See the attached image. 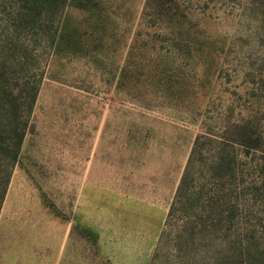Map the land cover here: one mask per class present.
Masks as SVG:
<instances>
[{
  "label": "rangeland",
  "instance_id": "1",
  "mask_svg": "<svg viewBox=\"0 0 264 264\" xmlns=\"http://www.w3.org/2000/svg\"><path fill=\"white\" fill-rule=\"evenodd\" d=\"M81 3L38 4L36 26L14 32L17 1L0 0V53L17 35L23 93L38 79L0 264H264V0ZM236 125L261 145L233 142ZM200 134L234 146V203L191 219L192 239L177 231L189 211L166 215Z\"/></svg>",
  "mask_w": 264,
  "mask_h": 264
},
{
  "label": "trees",
  "instance_id": "2",
  "mask_svg": "<svg viewBox=\"0 0 264 264\" xmlns=\"http://www.w3.org/2000/svg\"><path fill=\"white\" fill-rule=\"evenodd\" d=\"M17 21L14 32L20 27H34L37 22L38 4L39 15H49V12L56 10L60 12L65 5L73 7H84L81 0H16ZM41 11V13H40ZM7 39L6 48L0 53V207L7 192V186L11 176L12 168L18 163V157L27 130L28 119L32 113L37 94L38 79L31 87V92L23 93L22 84L25 81L19 76L28 65L27 52L20 47L18 36L11 34ZM52 42V39H50ZM19 50H18V49ZM235 134L238 139L235 143L246 147L258 148L261 145L260 135ZM247 127V126H244ZM240 134V135H239ZM243 138H248L243 139ZM213 145V148H211ZM207 151V152H206ZM204 152H206L204 154ZM234 146L226 141L217 139L207 134L196 135L186 165L179 179L173 200L169 206L167 218L173 215L175 207L184 212H190L188 222L182 221L179 234H186L192 239L197 238L202 230L198 224V218L213 221L218 219L225 207L234 203L232 197V184L235 182L234 170ZM198 154V158L197 155ZM198 161L200 173H203L200 181L189 168ZM257 167H262L264 161H259ZM197 170V171H199ZM198 174V175H199ZM193 183V184H192ZM260 184H264L261 181ZM206 218V219H205ZM192 219V220H191ZM192 221V222H191ZM201 221V222H202ZM77 226V225H76ZM79 226V225H78ZM82 233L97 248L98 236L86 227L81 228ZM152 264V263H151Z\"/></svg>",
  "mask_w": 264,
  "mask_h": 264
},
{
  "label": "crops",
  "instance_id": "3",
  "mask_svg": "<svg viewBox=\"0 0 264 264\" xmlns=\"http://www.w3.org/2000/svg\"><path fill=\"white\" fill-rule=\"evenodd\" d=\"M78 196L76 195V197H74V198H72L71 199V195H70V197H69V201H70V209L71 210H74L76 207H77V205H78V198H77ZM58 205H59V207H61V208H64L65 209V207H63L62 205H61V203L59 204V203H57ZM98 240H99V236H98ZM135 264H138V263H135Z\"/></svg>",
  "mask_w": 264,
  "mask_h": 264
}]
</instances>
